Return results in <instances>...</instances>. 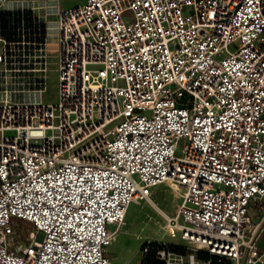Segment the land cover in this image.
<instances>
[{
    "label": "built area",
    "instance_id": "1",
    "mask_svg": "<svg viewBox=\"0 0 264 264\" xmlns=\"http://www.w3.org/2000/svg\"><path fill=\"white\" fill-rule=\"evenodd\" d=\"M0 10L33 22L0 62L41 71L33 96L0 99V264H112L130 204H156L162 186L180 198L167 227L188 251L147 240L139 264H200L199 249L263 260L264 0H0ZM48 45L56 102L42 97Z\"/></svg>",
    "mask_w": 264,
    "mask_h": 264
},
{
    "label": "rangeland",
    "instance_id": "2",
    "mask_svg": "<svg viewBox=\"0 0 264 264\" xmlns=\"http://www.w3.org/2000/svg\"><path fill=\"white\" fill-rule=\"evenodd\" d=\"M77 1V2H76ZM80 0H62V7L66 8L72 4H78ZM76 2V3H75ZM82 3V2H81ZM54 18V17H53ZM48 39L54 41V35H49ZM10 44H5V40L0 39V52L5 46L12 48L22 47L21 37H8ZM49 70L47 78V87L43 94V99L47 102H56L58 100V71L56 67V54L52 45L47 46ZM17 57L12 55L11 58ZM8 55V59H11ZM37 67L40 64L36 65ZM41 71H29L23 69H10V65L0 62V99L8 93L31 97L34 95L32 90L33 75ZM39 98V96L37 97ZM153 204L148 200H139L132 202L127 210L125 223L121 226L117 238L109 245L108 252L112 258V264H139L141 259V247L147 240L157 239L171 244H185L180 237V231L177 235H171L167 227L166 215H174L180 201L174 195L169 186H162L155 193ZM24 226L29 227L28 224Z\"/></svg>",
    "mask_w": 264,
    "mask_h": 264
},
{
    "label": "trees",
    "instance_id": "3",
    "mask_svg": "<svg viewBox=\"0 0 264 264\" xmlns=\"http://www.w3.org/2000/svg\"><path fill=\"white\" fill-rule=\"evenodd\" d=\"M23 16L21 11L17 10H0V35L8 37H18V30L21 27L22 20L24 19L28 26L33 25L32 18ZM171 249L176 252H187V248L184 244H171ZM197 256L205 260H211V264H233L227 257H220L215 254H211L206 250H197Z\"/></svg>",
    "mask_w": 264,
    "mask_h": 264
},
{
    "label": "crops",
    "instance_id": "4",
    "mask_svg": "<svg viewBox=\"0 0 264 264\" xmlns=\"http://www.w3.org/2000/svg\"><path fill=\"white\" fill-rule=\"evenodd\" d=\"M48 1V3H57L58 4V6L60 7V8H62V9H66V8H69V7H71V5H69L68 7H66V8H63L62 7V0H47ZM86 0H80L79 2H78V4H81V2L82 3H84ZM77 2V1H76ZM75 2V3H76ZM78 4H72V6H74V5H78ZM39 13V15H42V11H40V12H38ZM160 190V188H158V190L157 191H159ZM156 191V192H157ZM258 248H259V250L261 251V252H263L264 253V231H263V233L261 234V236H260V238H259V241H258ZM198 259L200 260V264H205V262L207 261V260H205V259H203V258H200V257H198ZM141 260V259H140ZM257 264H264V257H263V260H261V261H259Z\"/></svg>",
    "mask_w": 264,
    "mask_h": 264
}]
</instances>
